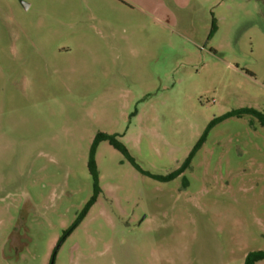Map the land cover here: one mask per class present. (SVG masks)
I'll return each instance as SVG.
<instances>
[{
	"label": "rangeland",
	"instance_id": "rangeland-1",
	"mask_svg": "<svg viewBox=\"0 0 264 264\" xmlns=\"http://www.w3.org/2000/svg\"><path fill=\"white\" fill-rule=\"evenodd\" d=\"M99 133L139 168L99 141L85 213ZM258 250L264 0H0V264H245Z\"/></svg>",
	"mask_w": 264,
	"mask_h": 264
},
{
	"label": "trees",
	"instance_id": "trees-1",
	"mask_svg": "<svg viewBox=\"0 0 264 264\" xmlns=\"http://www.w3.org/2000/svg\"><path fill=\"white\" fill-rule=\"evenodd\" d=\"M216 28H217L216 22H215V20H213V25H212V30H211L210 35H212L216 31ZM247 111L258 114V112H256L255 110H247ZM101 140H109L110 143L115 148H117L119 151H121L130 160V162L134 166L139 168V165L137 164L135 159L130 155L127 147L122 142H120L115 135H110L107 133H99L97 135L96 140L94 142V145L91 149L90 160L88 163L90 173L93 177L95 195L93 196V198L90 200L88 206L86 207L85 213H86L87 209L89 208V206L92 205L96 201V196H97L99 189H100V187H99V170H98L97 163L95 160V153H96L97 144ZM198 145H200V143ZM192 155L193 154H191L189 156V158L187 159V161L185 162L183 167H181L178 170H176L175 172L171 173L169 176L166 177V179H172V178L176 177L177 175H179L183 171V168L189 164V161L191 160ZM152 176L155 178H159L158 176H154V175H152ZM77 225H78V222H76L73 226L68 228L65 231V233L63 234V237L59 240V243L63 242L64 239L74 230V228ZM55 253H56V250H55ZM260 259H264V250H258V251L250 252L246 257L245 264H255Z\"/></svg>",
	"mask_w": 264,
	"mask_h": 264
},
{
	"label": "water",
	"instance_id": "water-1",
	"mask_svg": "<svg viewBox=\"0 0 264 264\" xmlns=\"http://www.w3.org/2000/svg\"><path fill=\"white\" fill-rule=\"evenodd\" d=\"M58 247H59V244H58V246H57V248H56V251H57Z\"/></svg>",
	"mask_w": 264,
	"mask_h": 264
}]
</instances>
